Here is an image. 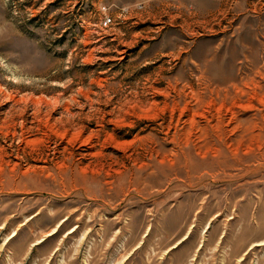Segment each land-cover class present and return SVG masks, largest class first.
<instances>
[{
	"label": "rangeland",
	"instance_id": "1",
	"mask_svg": "<svg viewBox=\"0 0 264 264\" xmlns=\"http://www.w3.org/2000/svg\"><path fill=\"white\" fill-rule=\"evenodd\" d=\"M258 2L0 0V264H264Z\"/></svg>",
	"mask_w": 264,
	"mask_h": 264
},
{
	"label": "crops",
	"instance_id": "2",
	"mask_svg": "<svg viewBox=\"0 0 264 264\" xmlns=\"http://www.w3.org/2000/svg\"><path fill=\"white\" fill-rule=\"evenodd\" d=\"M140 1H142V0H139V1L138 0L127 1L128 2L127 3L124 0H120V3H118V5L120 7H123L124 4L125 5H128V4H135L136 5V3L140 2ZM143 1L147 2V0H143ZM182 1L186 2V3L190 2V0H182ZM258 1H260V0H192L194 7L196 5H199L200 8H202V7L205 8V7H209V6L210 7L211 6H215L218 9V10L216 9L217 10L216 13H218V11H222L223 7H232V6H235V5L239 4L241 8L242 7L245 8V7L249 6V5H256L257 3H259ZM206 15H209V17H210L212 15V13L210 12L209 14L208 13L206 14V13H201L200 11H198V12H194V13H190L189 12L188 14H186L184 16H186L188 18L192 17L193 21H195V20L196 21H201V19L203 17H205ZM238 15L242 16V17L245 16L242 12L241 13L239 12ZM237 20H238V18H237Z\"/></svg>",
	"mask_w": 264,
	"mask_h": 264
},
{
	"label": "built area",
	"instance_id": "3",
	"mask_svg": "<svg viewBox=\"0 0 264 264\" xmlns=\"http://www.w3.org/2000/svg\"><path fill=\"white\" fill-rule=\"evenodd\" d=\"M103 23L104 25H107L108 23H110V19L108 17H106L104 20H103Z\"/></svg>",
	"mask_w": 264,
	"mask_h": 264
}]
</instances>
